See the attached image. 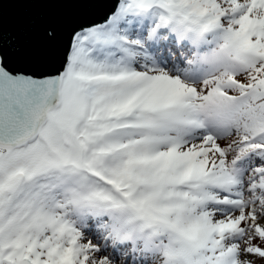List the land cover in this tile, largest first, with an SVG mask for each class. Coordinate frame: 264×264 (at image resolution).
I'll return each mask as SVG.
<instances>
[{"label":"snow or ice","instance_id":"1","mask_svg":"<svg viewBox=\"0 0 264 264\" xmlns=\"http://www.w3.org/2000/svg\"><path fill=\"white\" fill-rule=\"evenodd\" d=\"M258 262L264 0H0V264Z\"/></svg>","mask_w":264,"mask_h":264},{"label":"water","instance_id":"2","mask_svg":"<svg viewBox=\"0 0 264 264\" xmlns=\"http://www.w3.org/2000/svg\"><path fill=\"white\" fill-rule=\"evenodd\" d=\"M27 9L17 6V5H10V7L7 10V17L9 19V22L13 21L15 18L22 16Z\"/></svg>","mask_w":264,"mask_h":264},{"label":"rangeland","instance_id":"3","mask_svg":"<svg viewBox=\"0 0 264 264\" xmlns=\"http://www.w3.org/2000/svg\"><path fill=\"white\" fill-rule=\"evenodd\" d=\"M258 264H259V262H258Z\"/></svg>","mask_w":264,"mask_h":264}]
</instances>
